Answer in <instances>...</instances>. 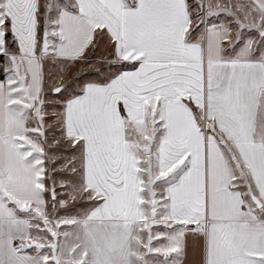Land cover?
I'll list each match as a JSON object with an SVG mask.
<instances>
[{"label":"snow or ice","instance_id":"6c2138e0","mask_svg":"<svg viewBox=\"0 0 264 264\" xmlns=\"http://www.w3.org/2000/svg\"><path fill=\"white\" fill-rule=\"evenodd\" d=\"M0 264H264V0H0Z\"/></svg>","mask_w":264,"mask_h":264}]
</instances>
